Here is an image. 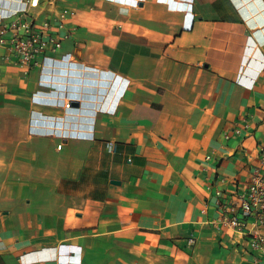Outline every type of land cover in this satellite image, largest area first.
Returning <instances> with one entry per match:
<instances>
[{
    "label": "crops",
    "instance_id": "crops-1",
    "mask_svg": "<svg viewBox=\"0 0 264 264\" xmlns=\"http://www.w3.org/2000/svg\"><path fill=\"white\" fill-rule=\"evenodd\" d=\"M57 8L70 64L0 57V264H264L222 219L264 168V0Z\"/></svg>",
    "mask_w": 264,
    "mask_h": 264
},
{
    "label": "built area",
    "instance_id": "built-area-1",
    "mask_svg": "<svg viewBox=\"0 0 264 264\" xmlns=\"http://www.w3.org/2000/svg\"><path fill=\"white\" fill-rule=\"evenodd\" d=\"M54 3V0H20V4L6 12H0V48L5 51L0 55L4 61L13 60L26 68L40 66L42 71H52L60 67L59 63L70 64L69 54L61 56L62 40L68 36L65 29L71 11L62 8L53 14L38 19L36 16L27 15L30 9H39L42 4ZM42 72V73H43ZM45 73L41 82L45 85L52 84L53 75ZM117 84V83H116ZM76 94L65 92L61 99L66 108H70ZM243 123L242 127L247 128ZM240 133V127L232 130ZM109 151H115L116 143H107ZM60 148V143L57 144ZM231 205L229 214L223 216V221L234 229L240 231L248 240L253 250L264 251V168L252 177L247 185L242 200ZM238 205V209L236 208ZM188 242L191 244L192 240Z\"/></svg>",
    "mask_w": 264,
    "mask_h": 264
}]
</instances>
